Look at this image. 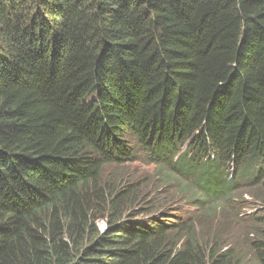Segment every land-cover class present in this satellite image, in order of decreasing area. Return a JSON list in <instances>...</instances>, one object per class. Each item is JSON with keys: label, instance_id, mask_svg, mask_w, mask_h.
Masks as SVG:
<instances>
[{"label": "trees", "instance_id": "obj_1", "mask_svg": "<svg viewBox=\"0 0 264 264\" xmlns=\"http://www.w3.org/2000/svg\"><path fill=\"white\" fill-rule=\"evenodd\" d=\"M137 152L196 219L122 217ZM0 264H264V0H0Z\"/></svg>", "mask_w": 264, "mask_h": 264}, {"label": "rangeland", "instance_id": "obj_2", "mask_svg": "<svg viewBox=\"0 0 264 264\" xmlns=\"http://www.w3.org/2000/svg\"><path fill=\"white\" fill-rule=\"evenodd\" d=\"M137 156L138 160L134 163L106 167L99 184L102 187L105 196H108L109 190H112V192L129 191L130 195L128 197L131 200L128 199L125 203L126 206L123 207V212L125 213L122 217L128 212L124 211L128 210V207H132L139 211L140 209L152 210L154 207L158 206L160 211L174 214V210L179 209L181 210L180 215L185 216L184 213H189V217L194 216L196 219L197 213L195 214V211L192 210V205L186 202H180L179 200H174L176 197L172 196V192L176 190L177 186L175 184L166 185L168 183L173 184V182L165 181L163 174L159 172L155 166L147 164L146 159L141 157L139 152H137ZM151 202L155 203L152 205ZM234 205L235 209L234 211H231V213L233 215L238 214L239 217H243L256 211L254 209V206L256 205L252 204V201L248 196H246L244 202L237 201ZM109 207L108 201L105 202L103 207H93L91 210L93 215V229L101 231L100 229L105 222L100 218L103 215L107 216L111 213ZM206 220L207 218H204V220L197 223L194 228L193 232L197 240H201L207 236L206 233L208 232V229L206 226L207 224H205ZM241 222L245 223V221ZM232 223L230 226H223L220 228L218 233L222 232L225 234L224 241L232 244L236 242L242 244V241L245 240H243V234L239 232L241 226H234ZM222 224L229 225V222L223 221ZM84 240L87 241V237H85Z\"/></svg>", "mask_w": 264, "mask_h": 264}, {"label": "clouds", "instance_id": "obj_3", "mask_svg": "<svg viewBox=\"0 0 264 264\" xmlns=\"http://www.w3.org/2000/svg\"><path fill=\"white\" fill-rule=\"evenodd\" d=\"M103 226H104V224H103ZM101 230V229H100ZM103 230H104V227L102 228V230L100 231V232H103Z\"/></svg>", "mask_w": 264, "mask_h": 264}, {"label": "bare ground", "instance_id": "obj_4", "mask_svg": "<svg viewBox=\"0 0 264 264\" xmlns=\"http://www.w3.org/2000/svg\"><path fill=\"white\" fill-rule=\"evenodd\" d=\"M103 227H104V226H103ZM103 227H102V228H103ZM102 228H101V230H102Z\"/></svg>", "mask_w": 264, "mask_h": 264}]
</instances>
